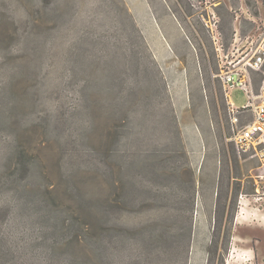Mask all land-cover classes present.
Here are the masks:
<instances>
[{"label":"rangeland","instance_id":"rangeland-1","mask_svg":"<svg viewBox=\"0 0 264 264\" xmlns=\"http://www.w3.org/2000/svg\"><path fill=\"white\" fill-rule=\"evenodd\" d=\"M257 13L255 0H0V264H245L248 249L264 264L247 214L264 207V156L229 140L215 75L218 43L260 39Z\"/></svg>","mask_w":264,"mask_h":264},{"label":"built area","instance_id":"built-area-1","mask_svg":"<svg viewBox=\"0 0 264 264\" xmlns=\"http://www.w3.org/2000/svg\"><path fill=\"white\" fill-rule=\"evenodd\" d=\"M219 72L215 74L225 91L231 135L240 152L259 148L264 156V33L259 40H249L234 51L225 53L222 43L216 46ZM262 72L263 77L257 90L254 89L253 74ZM241 89L246 97L245 104L236 107L228 99V90ZM240 115L248 119L241 122Z\"/></svg>","mask_w":264,"mask_h":264},{"label":"crops","instance_id":"crops-1","mask_svg":"<svg viewBox=\"0 0 264 264\" xmlns=\"http://www.w3.org/2000/svg\"><path fill=\"white\" fill-rule=\"evenodd\" d=\"M255 2H256V8L258 10V13L254 14L253 18L255 20H257V18L264 20V0H255ZM262 196H264V194H262ZM247 214H249L251 216H255L257 218V220L259 219V221L261 220V224H263V226H264V207L263 206L259 205V206H256L255 208L251 207L247 211ZM250 252L252 254L253 260H248L247 262H245V264H254V259L256 257V251L248 249L247 253H249V255H250ZM233 253H234V251H233Z\"/></svg>","mask_w":264,"mask_h":264}]
</instances>
